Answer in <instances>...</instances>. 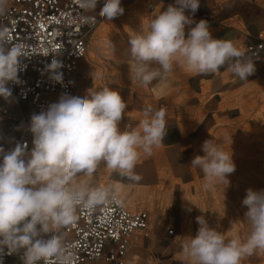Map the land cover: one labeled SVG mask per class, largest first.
Here are the masks:
<instances>
[{
    "label": "clouds",
    "instance_id": "clouds-1",
    "mask_svg": "<svg viewBox=\"0 0 264 264\" xmlns=\"http://www.w3.org/2000/svg\"><path fill=\"white\" fill-rule=\"evenodd\" d=\"M99 3L76 0V20L82 27L95 26ZM199 7L200 0H174L150 19L147 29L130 33L132 81L147 87L154 80H166L174 64L195 75L226 68L241 82L248 81L256 71L253 55L233 39L214 38L206 20L193 19ZM123 11L121 0H103L99 16L112 21ZM8 17L9 0H0V97L5 101L12 97L9 84L19 83L22 61L36 54L54 56L47 68L54 81L62 82L63 65L55 58L58 50L41 53L34 51L35 45L14 39L3 23ZM104 47L114 53L116 45L106 39ZM92 75L98 78L97 73ZM127 108L120 92L108 85L89 89L84 97L63 95L31 116L30 151L19 143L9 151L0 147V264L5 254L19 255L21 264H78L67 229L77 224L81 213L92 214L113 204L124 207L120 184L93 186L94 174L103 164L109 175L118 173L139 182L135 167L141 151L150 156L153 146H161L166 136L163 107L143 106L138 124H126L121 130ZM201 150L204 154L196 155L191 167L203 173V188L229 185L228 177L236 171L232 155L212 140H205ZM242 206L250 226L243 239H226L203 215L197 216V232L182 244L180 264H242L246 257L264 251V189H247Z\"/></svg>",
    "mask_w": 264,
    "mask_h": 264
},
{
    "label": "rangeland",
    "instance_id": "rangeland-1",
    "mask_svg": "<svg viewBox=\"0 0 264 264\" xmlns=\"http://www.w3.org/2000/svg\"><path fill=\"white\" fill-rule=\"evenodd\" d=\"M205 1H203V5L206 7ZM121 6L124 9L123 14L112 21L104 19L90 38L87 57L82 61L80 69L82 79L78 96L84 97L89 89L98 90L105 85L119 91L122 98L128 102V108L119 125L121 130L126 124L130 123L133 127L138 124L142 118L140 110L143 106L151 105L154 110L161 107L165 109L167 129L163 144L159 147L153 146L150 156L146 154L139 156L137 161L144 160L146 157H150L149 160L152 161V157H159L164 162L160 169L159 189L162 195L170 193L171 201L170 203L164 201V206H167L164 207L166 213L161 214L155 222L150 223V238L145 239L143 244H136L129 255L136 261V264H180L182 244L185 242L186 234L195 236L197 232V216L203 215L209 225L216 228L225 237L230 221L237 218L238 221L240 220L238 223L239 232L246 235L245 228L248 227L244 219L246 208L242 206V201L237 199L233 186L236 174L233 173L228 177L229 185L218 183L212 190H205L203 188L205 183L203 173L198 168L191 167V160L196 155L204 154L201 146L205 140H212L224 151L229 150L236 168L241 169L242 158H246V156L242 157L245 152L240 146L245 138H249L248 142L252 144L247 143V146L251 147L249 151L251 154L263 156L262 160L264 161V59L262 57L254 59L256 71L248 77L247 82H241L237 77L227 72L226 68H222L218 73L212 75L188 73L186 81L192 95L185 102L182 100L176 102L174 96L167 97L171 88L154 96L150 87L160 84L162 81L154 80L149 85L150 87H143L130 78V65L135 61L131 56L128 44L130 34L126 32L127 28L124 23L131 11L143 10V12L149 13V18L152 19L162 10L160 8H156L155 11L151 10V0L150 3L144 0H121ZM142 21L143 24L146 23L144 20L137 19L135 24ZM224 34L222 32L217 38L223 39ZM106 39H111L115 43L114 53L105 49ZM242 41L243 39L235 41V43L244 50ZM153 67H158V65H153ZM174 67L176 68V66ZM94 72L98 74V78L95 80L92 75ZM173 73H177V71L173 70L171 75ZM221 75H224L225 78L222 79ZM115 78L128 88L120 90L117 82L114 81ZM169 79L170 76L166 79L168 83ZM199 79L207 82L210 95L205 99L204 110L199 114L201 119L198 120L199 116L195 115L197 117L194 120L195 125L191 126L193 120L191 121L187 115L191 108H194L191 112H198L197 108L200 102L193 94L200 92V88L196 84ZM179 86L180 84L177 83L175 86L173 85V88ZM180 94H183L182 91L176 97H180ZM178 117L181 120L183 118L182 121H184L185 134L182 137L178 132ZM174 124L178 126L175 129L173 128ZM142 154L144 153L142 152ZM135 172L141 176L139 182H131L121 177V183L135 185L156 182L155 170L152 167H141L135 169ZM100 180L105 185L114 184L107 175L98 174L97 176L96 173L92 178L93 186L99 185ZM169 180L175 181L176 184L167 186ZM122 184L120 186H123ZM180 187H182L181 191ZM215 190L217 194L219 193L218 199H215ZM121 195L125 197L126 201L127 199L132 201V208L141 209L139 208L141 199H131L130 195ZM235 203L238 204V211L233 210ZM189 209L191 210L189 211ZM168 228L174 229V234L165 238ZM260 258L259 260L264 261V252Z\"/></svg>",
    "mask_w": 264,
    "mask_h": 264
},
{
    "label": "built area",
    "instance_id": "built-area-1",
    "mask_svg": "<svg viewBox=\"0 0 264 264\" xmlns=\"http://www.w3.org/2000/svg\"><path fill=\"white\" fill-rule=\"evenodd\" d=\"M103 0H100L95 15L94 27H82L76 17L79 9L76 0H9V17L4 20L14 37L35 45L41 53L56 49L55 56L62 63L59 72L62 82L54 81L47 66L53 55L36 54L22 61L18 73L19 83H10L12 97L5 101L0 97V147L5 151L17 143L32 148L33 136L29 131L31 116L47 110L63 95L78 96L80 69L86 59L90 38L104 20L99 16ZM244 51L259 59L264 55V35L248 36ZM82 79V78H81ZM264 115V114H263ZM264 126V117H263ZM121 195V194H120ZM111 205L95 213H81L77 224L67 229L69 239L76 246L78 264L104 262L106 264H134L129 258L134 239L150 238L148 211ZM174 229L168 228L171 237ZM3 264H21L19 255H3Z\"/></svg>",
    "mask_w": 264,
    "mask_h": 264
},
{
    "label": "crops",
    "instance_id": "crops-1",
    "mask_svg": "<svg viewBox=\"0 0 264 264\" xmlns=\"http://www.w3.org/2000/svg\"><path fill=\"white\" fill-rule=\"evenodd\" d=\"M144 1L150 3V0ZM203 1L204 0H200V7L193 16V19L195 21H199L201 19L206 20L209 24V29L214 38H217L218 35L220 36V34L224 32L225 39H233L234 41L243 39L241 43L245 48V42L248 36L256 35V33H262L264 35V0H206V7L205 5H203ZM151 2V10L155 11L156 8H160L163 11L169 4H173L174 0H151ZM186 14L192 15L190 12H186ZM262 58L264 59V55L262 56ZM118 86L120 87V90L128 88L127 86ZM155 86L149 87L153 88ZM149 87L148 90H150ZM175 127L177 128L178 126L174 124L173 128L175 129ZM180 136L182 137V135ZM144 155L145 154H142L141 151L140 156ZM149 159L150 157H146L144 160L137 161L135 169H140L141 167L145 166L152 167V169L155 170L156 175L155 183L135 185L127 183L122 184L119 174L112 173L111 175H109L103 164L99 167L97 176L98 174H103L104 176L107 175L109 179L114 183L116 181H119L123 185L122 188L126 196L130 195L131 199H141L139 202V208L141 209L138 210L148 211L151 223L155 222L161 214L166 213L164 207L167 206H164V201L166 200V202L170 203L171 195L170 193H168V195H162V192H160L159 189L161 183L160 169L163 166L164 162L159 157H152V161H150ZM171 184H173L174 186L176 182L169 180V182H167V186H170ZM181 190L182 187H180V191ZM128 206L132 208L130 205ZM132 209L137 208L135 207ZM165 238H169L167 236V231L165 233ZM144 240L145 239L141 238L134 239L130 251H132L136 244H143ZM129 258H131L130 255ZM100 262L101 261L87 264H96ZM133 262L134 264H136V261H134V259ZM101 263L106 264L104 262Z\"/></svg>",
    "mask_w": 264,
    "mask_h": 264
},
{
    "label": "bare ground",
    "instance_id": "bare-ground-1",
    "mask_svg": "<svg viewBox=\"0 0 264 264\" xmlns=\"http://www.w3.org/2000/svg\"><path fill=\"white\" fill-rule=\"evenodd\" d=\"M137 19L140 20V21L144 20V22H146V23L143 24V21H142V22H139L138 24H135V21ZM149 21H150L149 13L143 12V10L131 11L130 16L127 17V19L125 20V23H124L125 27L127 28L126 32L130 34L133 31L134 32H139L142 28L143 29H147ZM143 25H146V27H143ZM174 66H176V68L173 67V70H176L177 73H173L172 75H170V79H169L170 82L168 83L166 80H163L157 87L152 88L151 91H152V94L154 96H157L158 94H162V93L166 92L169 88H171L168 91L169 94H168L167 97L171 98L172 96H174L176 98V100H177L176 102H180L181 100H182V102H185L192 95L191 94V89L189 88V85H188V83L186 81L188 73L183 71L178 65L174 64ZM221 76H222V79L225 78L224 75H221ZM79 81L81 83V78H79ZM114 81H115V83L117 82L118 85L123 86V84L120 81H118V79L115 78ZM172 81H173V83H172ZM177 83H179L180 86L178 88L177 87L173 88V85L175 86ZM196 84L200 88V92H198L197 94H193V96L198 98V101L200 102V105L197 108L198 112H191L194 109V108H191V111H189V113L187 115L188 118L191 119V121L193 120L192 123H191V126L195 125L194 124V120L197 118V117H195V115L199 116L198 120L201 119V116L199 114L201 113L202 110H204L203 104L205 102V99L210 95V93H208L209 89H208V86H207L208 85L207 82H204L203 80L199 79L198 82L196 81ZM181 91H182L183 94L182 95L180 94L181 96L177 98L176 97L177 94L179 92H181ZM177 119H178L179 133H180V135L183 136L185 134L184 121H182L183 118H182V120L179 117ZM217 122H220V121L217 120ZM248 141H249V138L248 139L245 138L243 144L240 146V148L243 149V151L245 152L242 157L246 156V158L245 157L242 158L241 169L236 168V171L234 172L236 174V178L233 180L234 181L233 182V186H234V189H235V194L237 196V199L240 200V201H242L243 198L245 197L247 189H249V188H252L254 190L264 189V161L262 160L263 156H261L259 154L257 155V154H254V153L251 154V152L249 151V149L251 147H248L247 143L249 145H252V144L249 143ZM227 145H225V146H227ZM253 150L255 151V149H253ZM238 166H239V164H238ZM116 183L121 184L119 181H116L114 184H116ZM101 184L105 185L104 182L100 180L99 185H101ZM196 188L198 189L197 185H196ZM186 190H187V188L185 189V194H186ZM120 193L125 195V192L123 191L122 186H121V192ZM214 194H215L214 196H216L215 199H218V194L219 193L217 194V192L215 190ZM127 203L131 207H133V203H132V201L130 199H127ZM238 208H239L238 204L235 203L233 210L234 211H238ZM239 221L237 220V218H235V219L233 218L230 221L228 229L226 230L227 231L226 239L227 238H231L233 236H239L241 239H243L246 236V235H242L241 232H239V229H238ZM245 232H246V234H248L250 232V226L249 225H248L247 228H245ZM186 235L188 236L189 234H186ZM263 252L264 251H258L255 254H253L251 257H246L242 261V264H264V261L259 260V259H261L260 256H261V254Z\"/></svg>",
    "mask_w": 264,
    "mask_h": 264
}]
</instances>
